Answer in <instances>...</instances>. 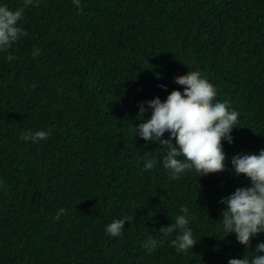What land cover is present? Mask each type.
Masks as SVG:
<instances>
[{"label":"trees","instance_id":"obj_1","mask_svg":"<svg viewBox=\"0 0 264 264\" xmlns=\"http://www.w3.org/2000/svg\"><path fill=\"white\" fill-rule=\"evenodd\" d=\"M38 4L20 22L28 35L0 51V264H227L256 255L264 233L246 249L224 237L219 201L250 183L233 174L231 156L264 149V0ZM189 70L231 101L238 128L223 142L228 170L172 180L164 150L135 137L137 105L182 91L174 77ZM29 129L50 134L20 139ZM145 151L157 160L151 171ZM184 206L195 214L196 246L178 253L165 241L146 254L142 244ZM60 208L67 215L57 221ZM133 212L122 236L106 235Z\"/></svg>","mask_w":264,"mask_h":264},{"label":"clouds","instance_id":"obj_2","mask_svg":"<svg viewBox=\"0 0 264 264\" xmlns=\"http://www.w3.org/2000/svg\"><path fill=\"white\" fill-rule=\"evenodd\" d=\"M73 4L80 8V0H73ZM29 6L38 7V0H23V6L15 9L0 6V51L11 48L21 37L28 35L20 22ZM39 51L38 48L33 49V58ZM6 58L9 61L17 59L11 54ZM174 83L183 86V90L173 89L163 101L153 97L138 103L140 122L135 126V137L156 143L164 150L162 166L172 180L192 171L200 177L228 170L223 142L233 143L231 133L238 128L239 112L231 107L229 99H217L216 87L198 70L175 76ZM159 87L165 88L164 85ZM148 112L150 116L145 119L144 115ZM166 133L167 138H164ZM49 134L46 130L29 129L21 133L20 139L37 143L46 140ZM141 159L143 170L151 171L157 165L151 151H145ZM230 163L233 174H243L250 183L220 199L219 203L225 205L220 212L221 226L226 233L224 237L235 234L237 242L246 249L251 247L254 237L264 233V149L258 153H237L231 156ZM2 184L3 181H0ZM179 212L172 223L159 228V239L150 237L142 244L146 254L154 253L165 241L178 253H187L196 246L198 241L189 226L195 214L190 213L186 206L181 207ZM61 215H67V210L60 208L54 219L59 221ZM134 215L133 212L112 220L105 226L106 235L122 236L126 222L133 220ZM255 252L257 254L251 258L228 259L227 264H264V255L260 254L264 253V242L256 244Z\"/></svg>","mask_w":264,"mask_h":264}]
</instances>
